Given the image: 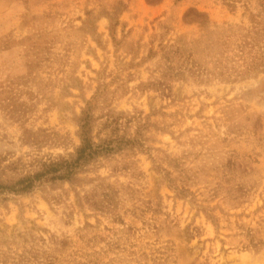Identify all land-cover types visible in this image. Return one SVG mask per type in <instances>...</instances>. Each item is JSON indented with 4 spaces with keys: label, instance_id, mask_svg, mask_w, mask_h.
Returning <instances> with one entry per match:
<instances>
[{
    "label": "rangeland",
    "instance_id": "rangeland-1",
    "mask_svg": "<svg viewBox=\"0 0 264 264\" xmlns=\"http://www.w3.org/2000/svg\"><path fill=\"white\" fill-rule=\"evenodd\" d=\"M83 111L118 148L1 191L0 264H264V0H0V183Z\"/></svg>",
    "mask_w": 264,
    "mask_h": 264
},
{
    "label": "trees",
    "instance_id": "trees-1",
    "mask_svg": "<svg viewBox=\"0 0 264 264\" xmlns=\"http://www.w3.org/2000/svg\"><path fill=\"white\" fill-rule=\"evenodd\" d=\"M89 117L87 111H83L82 118L80 119V132L79 137L81 140L80 147L76 150L74 157L69 160H63L61 162L45 164L43 166V171L41 173L24 177L11 186H4L0 183L1 191H10L13 193H28L30 192L36 181L40 180L43 175L55 174L57 172H62L63 170L66 174L70 175V167L77 166L82 159H92L99 155L109 154L115 151L118 147L114 146L113 141H104L100 144H96L87 135V128L89 123ZM66 175V176H69ZM65 176L64 174L62 175Z\"/></svg>",
    "mask_w": 264,
    "mask_h": 264
}]
</instances>
